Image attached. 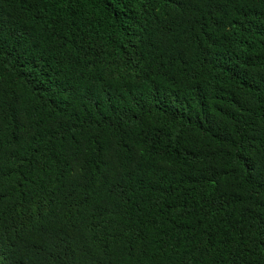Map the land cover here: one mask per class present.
I'll return each instance as SVG.
<instances>
[{"label":"trees","instance_id":"obj_1","mask_svg":"<svg viewBox=\"0 0 264 264\" xmlns=\"http://www.w3.org/2000/svg\"><path fill=\"white\" fill-rule=\"evenodd\" d=\"M0 264H264V0H0Z\"/></svg>","mask_w":264,"mask_h":264}]
</instances>
